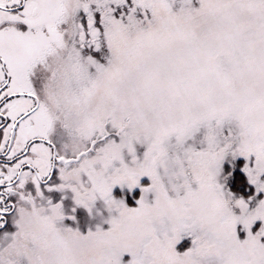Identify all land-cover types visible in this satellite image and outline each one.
I'll return each instance as SVG.
<instances>
[{"label":"snow or ice","instance_id":"1","mask_svg":"<svg viewBox=\"0 0 264 264\" xmlns=\"http://www.w3.org/2000/svg\"><path fill=\"white\" fill-rule=\"evenodd\" d=\"M0 264H264V0H0Z\"/></svg>","mask_w":264,"mask_h":264}]
</instances>
